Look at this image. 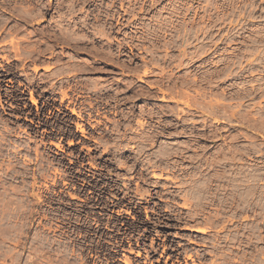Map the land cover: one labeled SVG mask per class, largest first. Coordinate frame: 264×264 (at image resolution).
<instances>
[{
	"label": "rangeland",
	"instance_id": "obj_1",
	"mask_svg": "<svg viewBox=\"0 0 264 264\" xmlns=\"http://www.w3.org/2000/svg\"><path fill=\"white\" fill-rule=\"evenodd\" d=\"M5 1L0 264H264V0Z\"/></svg>",
	"mask_w": 264,
	"mask_h": 264
},
{
	"label": "bare ground",
	"instance_id": "obj_2",
	"mask_svg": "<svg viewBox=\"0 0 264 264\" xmlns=\"http://www.w3.org/2000/svg\"><path fill=\"white\" fill-rule=\"evenodd\" d=\"M2 1H4V0H0V3L2 2ZM13 3V4H15L16 3V0H7V1H5V3H10L11 4V2ZM3 6H4V4H3ZM10 7H12V6H10ZM121 7H123V6H121ZM11 9V8H10ZM15 10V9H14ZM13 10V11H14ZM1 12H3V13H5V14H8V15H10V17L12 16L11 14V12H10V10L9 9H6V7L4 8V7H2V6H0V13ZM3 13H1V14H3ZM11 13V14H10ZM19 14H22L23 16H21L22 18H21V20L23 19L26 23H28V21H29V19L31 20V18H30V16H29V14H28V12L27 11H23V10H21V12L19 13ZM17 15V14H16ZM15 15V16H16ZM1 16V15H0ZM20 20V21H21ZM12 21V20H11ZM8 20L7 19H5V20H0V36H1V34H3V33H5L6 31L8 32V31H10V28L8 27ZM12 28H14V27H12ZM11 28V29H12ZM13 30V29H12ZM17 30V29H16ZM15 31V30H14ZM13 31V32H14ZM17 32V31H16ZM9 35H11L10 33H9ZM28 35V34H27ZM4 36V35H3ZM66 39H68V41L70 40L69 38H66ZM56 40H58V41H60L59 39H57L56 38ZM64 42H65V39H64ZM10 43L11 44H13V40H11L10 41ZM63 43V42H62ZM32 49V50H31ZM15 50L17 51V53H21V52H23L21 55H23V59H20V58H18V57H16L19 61H21L22 63L21 64H23L22 66H23V68H24V66L26 65V63H30V64H33L35 61H36V59H33L34 57H32L31 56V54H34L35 56H37V58H40L41 57V55H43V53L41 52V51H37V49H36V47H32V48H30V49H27V48H15ZM16 54V53H15ZM19 55V54H18ZM20 57V56H19ZM25 64V65H24ZM26 67V66H25ZM25 69V68H24ZM35 71H37V67H35L34 66V68H33ZM23 70V69H22ZM75 71H79L78 69H74ZM144 73H145V71H144ZM62 74H65V73H63V72H61V73H56V75L55 76H60V75H62ZM61 100H62V98H60V103H61ZM32 102L33 103H35L33 100H32ZM63 103V102H62ZM186 103V107L187 108H190V104L188 103V102H185ZM71 113L72 114H75V112L73 111V110H71ZM202 123V125H203V127L205 128L206 127V124L204 123V121H202L201 122ZM248 155H250V154H248ZM167 156H169V154L167 155ZM261 163H263L264 164V161H262ZM257 164H259V163H257ZM257 169H255V170H253L252 169V167L250 166V170H248V169H245V170H236V172H235V174H234V176H235V178L238 176L239 178H240V180L242 179V178H248L246 181H241V182H248L250 179L252 180V181H254V180H256L255 178H256V176H254V171H256ZM235 171V170H234ZM232 173H234L233 171H231ZM253 172V173H252ZM234 178V179H235ZM236 180V179H235ZM231 187L232 188H235L236 186H234V185H232L231 184ZM221 194V193H220ZM216 195L215 193L214 194H210L211 196H209V197H207L206 198V200H208L207 202H208V204L209 205H213V206H215V205H217V203L219 204V203H224V205H226V204H229V205H233V204H235V202L236 201H238L239 199H243V201L244 202H250V203H252V201L253 200H255L254 199V197H253V193H247V194H245L244 196L245 197H243L242 195H240L239 197H237V196H235L234 195V193H233V190H231L228 194H221V195ZM255 194H257V193H255ZM197 196V195H196ZM220 196V197H219ZM188 198V197H187ZM198 198V197H197ZM256 201L257 202H261V201H264V188L262 189V191H260V194L259 195H257L256 196ZM218 206V205H217ZM250 206V205H249ZM220 207V206H219ZM228 208V207H227ZM232 208V207H231ZM199 213H201V216L203 215V211H199ZM229 217H231V219H236L237 218V213H234L233 215H231V216H229ZM214 218H215V216H211V217H209L208 216V218H204V220L206 221V223L207 224H209V226L208 227H198V228H196L195 230H193L194 232H196V233H199V234H207L208 232H210L211 230H212V228H213V222H214ZM230 219H228V221H229ZM230 222H231V220H230ZM214 241H217V240H215V239H213L212 240V242H214ZM185 262V261H184Z\"/></svg>",
	"mask_w": 264,
	"mask_h": 264
}]
</instances>
